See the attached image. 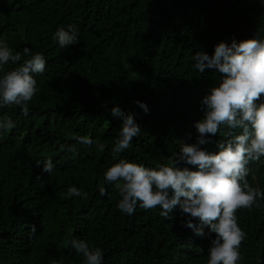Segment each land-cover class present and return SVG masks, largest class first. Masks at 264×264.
Masks as SVG:
<instances>
[{
  "label": "trees",
  "instance_id": "obj_1",
  "mask_svg": "<svg viewBox=\"0 0 264 264\" xmlns=\"http://www.w3.org/2000/svg\"><path fill=\"white\" fill-rule=\"evenodd\" d=\"M242 1L247 0H0V41L14 53L28 47L49 64L60 51L67 52L73 66L82 47L63 50L52 39L58 28L70 24L76 26L78 41L89 44L95 37L98 43L103 37L108 43L104 69L83 80L75 92L64 89L59 109L49 93L54 75L46 71L34 74L38 91L28 102L27 116L19 106L0 107V119L11 118L15 125L0 131V264H84L70 245L74 238L99 247L102 264H151L134 258L145 247L161 245L170 260L164 264H184L174 244L184 245L195 264H207L203 241L177 214L165 219L159 207L145 210L139 205L133 215L122 213L117 208L121 197L114 184L103 183L102 171L118 159L164 164L161 157L178 131L188 134L190 121L203 118L201 101L216 75L199 73L193 53L220 35L248 33L254 26L264 29V16L254 20L262 9L246 21L250 23L224 9L226 2ZM251 3L250 10L256 11ZM140 24L149 43L143 56L132 42ZM16 66L9 62L4 68ZM135 100L147 105L148 114ZM114 106L133 113L141 128L117 160L112 149L122 120L112 116ZM74 136L99 141L104 151L95 143L80 144ZM48 159L54 164L51 175L42 174ZM71 186L87 198L67 197ZM101 186L105 196L99 195ZM240 222L247 232L243 247L253 249L264 264L260 206L241 212Z\"/></svg>",
  "mask_w": 264,
  "mask_h": 264
},
{
  "label": "clouds",
  "instance_id": "obj_2",
  "mask_svg": "<svg viewBox=\"0 0 264 264\" xmlns=\"http://www.w3.org/2000/svg\"><path fill=\"white\" fill-rule=\"evenodd\" d=\"M252 1L256 3V11L250 10L251 0L226 2L224 9L238 21L250 23L246 21L261 9L254 20L264 16V0ZM52 39L63 50L82 47L73 66L69 67L67 52L60 51L48 64L42 54H32L28 47L22 53H14L6 42L0 41V72H3L0 107L19 106L27 116L28 102L38 91L34 74L46 71L54 75L55 83L49 86V93L59 109L64 89L75 92L83 80L104 69L108 43L103 37L98 43L94 37L89 44H84L78 41L76 26L70 24L67 29L58 28ZM132 42L143 56L149 44L144 24L136 28ZM22 56L29 58L22 59ZM83 57H87L86 61ZM192 60L199 73L211 71L216 75L201 101L203 118L190 121L188 134L178 131L168 153L161 157L164 164L158 161L155 167L143 166L118 159L120 153L132 146L141 128L133 113L114 106L110 110L112 116L122 120L112 149L113 160L118 159V162L105 166L102 181L114 184L121 197L117 208L122 213L133 215L139 205L145 210L159 207V214L165 219L177 214L192 235L203 241V248L208 250L207 264H259L262 257L256 258L253 249L243 247L247 232L240 222V213L260 206L264 217V29L254 26L248 33L220 35L196 49ZM9 62L17 66L5 70ZM134 103L148 114L145 103L139 100ZM14 126L11 118L0 119V131H9ZM73 139L88 146L95 143L99 151H104V144L88 136ZM53 169L54 164L48 159L43 164L42 174L51 175ZM40 178L41 175L36 177ZM106 194L105 187L101 186L99 195ZM87 195L75 186L69 187L66 193L67 197L84 199ZM30 232L35 234V225ZM70 245L83 256L84 264H102L99 247H90L85 240L75 238ZM174 245L180 263L195 264L193 255L184 245ZM162 246L159 249L145 247L144 253L134 259L164 264L170 260Z\"/></svg>",
  "mask_w": 264,
  "mask_h": 264
}]
</instances>
